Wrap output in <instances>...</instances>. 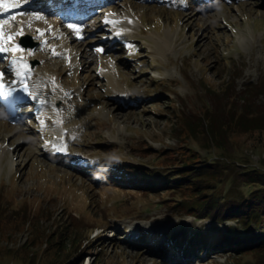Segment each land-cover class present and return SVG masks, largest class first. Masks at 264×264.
<instances>
[{
	"label": "rangeland",
	"instance_id": "rangeland-1",
	"mask_svg": "<svg viewBox=\"0 0 264 264\" xmlns=\"http://www.w3.org/2000/svg\"><path fill=\"white\" fill-rule=\"evenodd\" d=\"M95 1L76 23L31 9L34 0H18L15 13L0 17L8 21L0 84L25 92L14 119L0 107V264H255L253 252L198 255L191 237L210 241L229 227L241 233L240 225L179 215L168 205L179 201L173 193L145 192L120 167L178 166L187 149L222 158L185 133L175 138L174 114L180 99L199 104L204 85L264 84V0ZM159 38L167 39L164 53L155 50ZM19 44L23 64L15 62ZM227 137L233 162L222 164L218 190L247 198L259 186L243 173L264 176V129Z\"/></svg>",
	"mask_w": 264,
	"mask_h": 264
},
{
	"label": "trees",
	"instance_id": "trees-1",
	"mask_svg": "<svg viewBox=\"0 0 264 264\" xmlns=\"http://www.w3.org/2000/svg\"><path fill=\"white\" fill-rule=\"evenodd\" d=\"M263 86V82L248 84L236 91L234 85L226 83L217 91L214 89L216 87L207 84L198 95L200 103L196 102L197 105L193 108L186 104L189 99H180L182 108H178L174 114L178 129L175 130V138L185 133L186 138L196 145L198 143L208 152L217 149L222 158L213 162L198 159L195 151L187 149L188 155L181 154L176 158L180 161L178 166L169 164L160 166V169L157 166L146 169L135 165L120 167L133 172L137 179L133 181V185L140 184L145 192L162 189L173 193L179 201L171 198L168 205L176 209L179 215L184 214L198 220L208 219L214 224L235 221L240 225L243 233L229 227L227 232L219 231L210 241L200 234L195 238L191 237L190 243L194 245L191 248L201 257L218 248L238 255L253 252L255 258H258L255 264H264V176L255 170L243 173L249 184L259 186L247 198L236 188L231 189V199L227 195L222 196L221 190H218V187L224 185L226 178L221 177L227 170V165L222 164L233 162L227 150L229 144L225 145L228 134L264 129V104L259 101V94L262 92L260 88ZM236 100H241V104ZM208 101L211 106L207 105ZM223 158L227 161L224 162ZM182 235L189 236L187 233ZM179 236L173 235V240ZM200 243L203 245L198 248L197 244Z\"/></svg>",
	"mask_w": 264,
	"mask_h": 264
},
{
	"label": "bare ground",
	"instance_id": "bare-ground-1",
	"mask_svg": "<svg viewBox=\"0 0 264 264\" xmlns=\"http://www.w3.org/2000/svg\"><path fill=\"white\" fill-rule=\"evenodd\" d=\"M89 1V0H88ZM31 9H33V8H31ZM40 11V10H39ZM0 16H1V14H0ZM127 17V16H126ZM126 19V18H125ZM123 20V19H122ZM129 21V20H128ZM88 26H86V25H83L82 27H81V29H86ZM63 29H65V30H68L69 28H67L66 27V24H64L63 23ZM71 29V28H70ZM21 33V32H20ZM41 34V33H40ZM22 35V34H21ZM91 35H95V32L93 33V34H91ZM20 36V35H19ZM42 36H44V34L42 35ZM41 36V37H42ZM41 37H39L40 39H41ZM154 45H155V50L157 51V52H159V53H164V52H166L167 51V49H168V45H167V39L166 38H159L158 40H156V41H154ZM17 47V49H20V50H15L14 51V54L16 55V56H20L21 54H25L26 52L23 50V48L21 47V45H17L16 46ZM112 47V46H111ZM23 60V61H22ZM15 62H16V64H23V63H26V60H25V58L24 59H19V60H15ZM55 84V82L54 83H50L49 85L50 86H53ZM14 88L15 90H21V88L20 87H17V86H4L3 85V92L5 93V95H3L2 96V98H3V101L6 103V104H8V105H10V104H13V105H16L17 104V102L18 101H20V99H22V98H24V95H25V92L23 91H21L22 93L19 95V96H17V97H15L14 99H11V97L12 96H10V95H7L6 94V90L7 89H9V88ZM5 90V91H4ZM124 102V101H123ZM120 104V103H119ZM53 152H59L58 151V149L56 148V150L54 149V151ZM79 162H75L74 164L76 165V164H78Z\"/></svg>",
	"mask_w": 264,
	"mask_h": 264
},
{
	"label": "snow or ice",
	"instance_id": "snow-or-ice-1",
	"mask_svg": "<svg viewBox=\"0 0 264 264\" xmlns=\"http://www.w3.org/2000/svg\"><path fill=\"white\" fill-rule=\"evenodd\" d=\"M17 7H19L18 0H0V13L11 11ZM20 14L23 15L24 13H20ZM6 23H8V21L0 22V35L3 34V24H6ZM69 27L72 28L73 26L69 25ZM21 32H22V29H21ZM19 34L21 33L18 32L17 35ZM9 39H13V37H9ZM14 50H20V49H14ZM4 51L5 49L0 47V52H4ZM3 75H4L3 73H0V78H2ZM3 95H5V93L3 92V85L0 84V96H3Z\"/></svg>",
	"mask_w": 264,
	"mask_h": 264
}]
</instances>
